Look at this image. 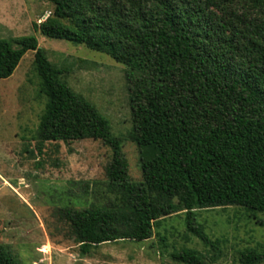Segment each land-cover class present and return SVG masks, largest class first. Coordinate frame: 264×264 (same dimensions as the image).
Returning a JSON list of instances; mask_svg holds the SVG:
<instances>
[{
	"label": "trees",
	"instance_id": "16d2710c",
	"mask_svg": "<svg viewBox=\"0 0 264 264\" xmlns=\"http://www.w3.org/2000/svg\"><path fill=\"white\" fill-rule=\"evenodd\" d=\"M42 35L105 53L125 65L132 130L143 182L130 183L121 141L109 120L62 81L34 36L0 39V79L34 52L47 99L37 131L46 143L98 140L111 151L105 168L110 207L63 210L81 255L118 239L143 241L162 218L185 213L186 231L215 242L195 210L241 207L264 213V0H47ZM16 46V47H15ZM201 264L191 249L174 253ZM264 253L240 254L259 264ZM0 264H17L0 245Z\"/></svg>",
	"mask_w": 264,
	"mask_h": 264
},
{
	"label": "rangeland",
	"instance_id": "374dc122",
	"mask_svg": "<svg viewBox=\"0 0 264 264\" xmlns=\"http://www.w3.org/2000/svg\"><path fill=\"white\" fill-rule=\"evenodd\" d=\"M53 9L47 0H0V39L36 38L49 62L65 71L62 81L109 120L130 183L141 184L140 152L129 138L128 68L105 53L42 35L34 26ZM46 102L34 52L28 51L12 76L0 79V245L17 264H183L172 259L182 249L199 252L201 264H241L245 250L264 253V213L228 206L194 211L214 247L188 233L185 213L178 212L162 218L146 240L118 239L81 255L61 213L119 204L105 175L111 151L101 141L79 140L46 143L39 152Z\"/></svg>",
	"mask_w": 264,
	"mask_h": 264
}]
</instances>
